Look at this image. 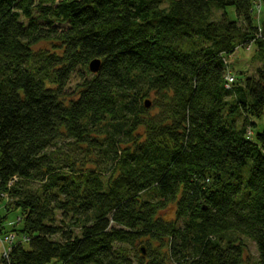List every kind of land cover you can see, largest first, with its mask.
<instances>
[{"label": "trees", "instance_id": "obj_1", "mask_svg": "<svg viewBox=\"0 0 264 264\" xmlns=\"http://www.w3.org/2000/svg\"><path fill=\"white\" fill-rule=\"evenodd\" d=\"M260 1L0 0V264H264Z\"/></svg>", "mask_w": 264, "mask_h": 264}, {"label": "rangeland", "instance_id": "obj_2", "mask_svg": "<svg viewBox=\"0 0 264 264\" xmlns=\"http://www.w3.org/2000/svg\"><path fill=\"white\" fill-rule=\"evenodd\" d=\"M256 8V14L260 15V18L264 19V0L257 3L255 6ZM228 17L230 20H237V14L235 11V8L230 7L227 9ZM223 12L218 11L215 13V18L218 20L222 18ZM255 49L256 47L254 45L249 46L247 49L240 48L238 49L235 54H233L231 57H228V64H229V71L232 75L237 79V83L240 82L239 80H243L245 76H254L256 73V70L261 66V62L254 59L255 55ZM241 83V82H240ZM254 122L258 124V129L255 130V132H262L264 129V119L258 120L255 118H252ZM89 168H94L92 164H89ZM6 201L4 203H0L1 211L0 213H4L6 206ZM20 212H12V214L9 217L8 223L6 224V230L5 232L0 235V261L4 259H8L10 256V253L12 251V247L14 244H16L19 241H22V235L18 232L13 233V228L21 229L23 227V222L19 223L20 218ZM169 218L173 217L172 213H168ZM16 224L15 226H13ZM15 235L16 240L11 241L10 243L5 240L6 235ZM7 242V243H6ZM23 243L26 249H29V244L24 241ZM250 251L247 253L249 257L247 258V261L250 263H254L255 260L258 259V252L256 248V244L252 241H247ZM53 264V263H52Z\"/></svg>", "mask_w": 264, "mask_h": 264}, {"label": "built area", "instance_id": "obj_3", "mask_svg": "<svg viewBox=\"0 0 264 264\" xmlns=\"http://www.w3.org/2000/svg\"><path fill=\"white\" fill-rule=\"evenodd\" d=\"M235 82H236V78L234 77V75H232L230 71L229 72L227 71V76H226V86H227V88L230 89ZM0 211H1V207H0ZM14 239L16 240V237L13 234L12 235H6L5 236V240L7 242H9V243L11 241H14ZM24 240L26 241L27 239L24 238Z\"/></svg>", "mask_w": 264, "mask_h": 264}, {"label": "water", "instance_id": "obj_4", "mask_svg": "<svg viewBox=\"0 0 264 264\" xmlns=\"http://www.w3.org/2000/svg\"><path fill=\"white\" fill-rule=\"evenodd\" d=\"M102 62L99 59L93 60L90 64V70L92 73H98L101 69ZM146 105L149 107L150 103L147 102ZM141 252L145 254V250L142 249Z\"/></svg>", "mask_w": 264, "mask_h": 264}]
</instances>
